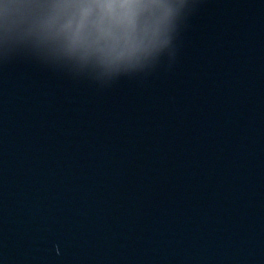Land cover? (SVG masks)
<instances>
[{
	"label": "water",
	"instance_id": "water-1",
	"mask_svg": "<svg viewBox=\"0 0 264 264\" xmlns=\"http://www.w3.org/2000/svg\"><path fill=\"white\" fill-rule=\"evenodd\" d=\"M190 3L103 75L0 11V264H264V0Z\"/></svg>",
	"mask_w": 264,
	"mask_h": 264
},
{
	"label": "clouds",
	"instance_id": "clouds-1",
	"mask_svg": "<svg viewBox=\"0 0 264 264\" xmlns=\"http://www.w3.org/2000/svg\"><path fill=\"white\" fill-rule=\"evenodd\" d=\"M190 7V0H0L3 13L35 18L39 46L101 75L159 61Z\"/></svg>",
	"mask_w": 264,
	"mask_h": 264
},
{
	"label": "snow or ice",
	"instance_id": "snow-or-ice-1",
	"mask_svg": "<svg viewBox=\"0 0 264 264\" xmlns=\"http://www.w3.org/2000/svg\"><path fill=\"white\" fill-rule=\"evenodd\" d=\"M29 2L40 5V4H50V3L61 2V0H29Z\"/></svg>",
	"mask_w": 264,
	"mask_h": 264
}]
</instances>
